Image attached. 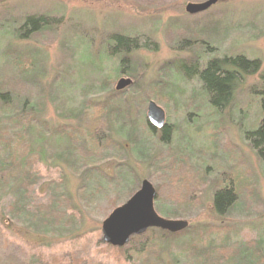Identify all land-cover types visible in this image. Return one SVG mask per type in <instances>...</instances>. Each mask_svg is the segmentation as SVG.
<instances>
[{"label":"rangeland","instance_id":"obj_1","mask_svg":"<svg viewBox=\"0 0 264 264\" xmlns=\"http://www.w3.org/2000/svg\"><path fill=\"white\" fill-rule=\"evenodd\" d=\"M205 1L208 0H0V89L24 93L23 88L28 87L35 103L40 104L41 118L50 125L77 123V111L85 98L105 102L114 97L120 79L129 75L136 79L132 80L134 86L120 91L108 106L111 136L122 145L124 161L101 164V170L117 181L121 174L117 176L116 166H123L128 179L125 186H109L98 192V207L88 208L81 199L88 170L79 174L73 171L65 151L67 142L44 132L39 142L38 130H32L29 139L33 148L43 150L40 172L50 178L41 183L37 195L44 197L52 189L51 183L59 182L63 176V191L72 200L69 215L73 224L68 229L45 227L34 218L32 207H28L29 218L12 221L5 207L16 194L13 189L0 199V252L7 240L8 252L29 261L39 252L47 257L66 254L89 240L90 257L114 264L115 251L98 244L103 237L102 224L147 180L157 192L156 213L163 219L187 221L190 226L188 235L167 244V264H174V258L185 252L205 227L226 228L228 237L216 234L213 240H225L233 247L254 246L258 256L264 258V165L245 139V134L257 130L263 118L252 90L260 89L264 82V0H221L207 12H186L188 4ZM30 17H48L57 22L23 39L19 24ZM115 34L140 37L150 47L127 56L129 62L123 64L122 55L109 58L107 43ZM8 52L27 54L35 60L32 74L14 77L12 65L6 63ZM239 55L257 61L260 70L244 78L229 109L216 114L205 104V92L193 76L194 71L183 70L182 65H197L203 70L212 59ZM106 80L109 83L104 87ZM158 90L161 103L153 97ZM149 98L164 109L166 126L172 125L170 153L158 140L161 130L156 129L158 136L149 138L143 127ZM113 110L121 112L117 120L111 114ZM181 146L194 154L189 158L179 154L185 149ZM173 154L179 156L180 163L187 161L198 167L204 164L210 169L207 184L198 190L195 206L171 201L170 189L176 190V183L163 171L170 169ZM227 174L232 183L236 182L233 185L238 202L227 215L219 216L213 207V195L217 187L229 185ZM200 177L205 180L204 175ZM195 182L197 191L199 177ZM189 207L195 210L185 214ZM179 209L185 210L176 212ZM246 260L238 259L237 264H250Z\"/></svg>","mask_w":264,"mask_h":264},{"label":"trees","instance_id":"obj_2","mask_svg":"<svg viewBox=\"0 0 264 264\" xmlns=\"http://www.w3.org/2000/svg\"><path fill=\"white\" fill-rule=\"evenodd\" d=\"M56 22L55 19L48 17H30L25 19L21 25L19 24V31L24 32L23 39H29L34 34L49 29ZM139 38L125 34L111 36L107 43L109 58L112 59L122 55V63H128L129 59L127 56L140 49L150 47L147 40ZM143 42L145 45H143ZM6 59L8 66L11 64L13 67L14 77L30 76L36 64L35 60L33 61L27 54L8 52ZM182 67L183 70L194 71L193 76L198 78L205 92L203 94L205 104L216 114L229 109L233 103L238 84L242 83L247 76H251L260 70V65L257 61H251L242 55L212 59L203 70H199L197 65H191V67L182 65ZM120 70L117 72L119 73ZM129 76L133 81L136 80L133 79V76ZM108 83L109 80H106L103 86H107ZM134 84L135 82L131 86H134ZM5 89H0L2 91L0 93V199L15 189L16 194L5 207L11 215L12 221L29 218L31 213H28V207H32L34 218L40 220V223L45 227L53 226L68 229L73 224L69 215V211L73 209L72 200L63 191V176H60L59 182L53 181L51 183L52 189L44 197L41 198L37 195V189L41 183L50 178H44L40 172L38 165L41 161L43 150L41 147L33 148V144L29 139L32 130H38L39 142H42L44 138L43 132L48 135L53 134L59 140L67 142L69 145L65 148V151L70 155L68 162H70L73 171L79 174L84 169L88 170L84 174L87 176V183L81 190V199L88 208L90 206L98 207V200L96 199L98 192L100 194L102 190H106L109 186H121L119 188L125 186L128 179L122 171L123 166H116L115 172H117V176L121 174L120 177L118 176V181L117 178L111 177L101 170V164L108 160H118L120 163L124 161V155L121 153L122 145L117 143L111 136L112 122L108 106L110 105V100L115 102V97L121 94L120 91L116 90V87L114 97L105 102H94L85 98L86 101H83L79 111H77L78 122L57 127L50 125L41 118L38 111L40 104L35 103V97L30 95H34V93L28 87L23 88L24 93L15 92L9 88ZM252 93L257 98L258 109L263 118L257 124V130L246 133L245 139L251 144V147L264 165V82L260 89H253ZM153 97L156 101L162 102L159 90L155 92ZM151 99L149 98L148 100ZM156 101L151 100L150 102L157 104ZM15 107L17 108L15 109ZM120 113L119 110H113L111 114L117 120L116 118L119 117ZM142 124L149 138L158 136L156 129L149 123L146 116L142 119ZM213 131L215 130L213 129ZM171 132H173L172 125L165 126L160 131L161 134L158 139L161 144L167 146L168 153L173 151L170 150L173 141ZM179 154L189 158V155L191 157L194 152L192 150L190 154L186 147L183 151H179ZM60 157L62 158V154ZM179 161H181L179 156L173 154L169 165L170 169L164 168L165 170L163 171L166 175H171L172 182L176 183L175 188L177 189H170L172 194L171 201L181 205L193 204L195 206L198 201V190L207 184L206 177L210 169L204 164L198 167L187 163V161L186 163H180ZM200 175H204L205 180H202ZM198 177L200 183L197 191H195V180ZM227 177L229 185L217 187L213 195V207L219 216L227 215L228 211L238 202L237 191L234 188L236 182L235 184L231 182L230 175L227 174ZM237 178L240 182V177ZM91 185L93 189L89 190ZM125 204L123 203L121 207ZM121 207H116L113 212ZM183 210L179 209L176 212L181 213ZM194 210V207H189L188 212H184L188 214ZM108 217L104 220L106 221ZM103 224L100 234H103ZM189 227L177 233H171L160 228H150L141 236H132L129 243L124 247H114L106 244L101 235L98 244H104L115 251L117 257L114 260V264H167L165 259L167 244L170 246L173 240L188 235ZM227 233L228 231L226 232V228L223 227L203 228L199 236L195 237L187 246L185 252L178 258H174L173 263L226 264L235 260L237 264L238 259H249L246 261H249L250 264H264V258L258 256L256 253L257 248L254 246L252 247L254 248L253 250L250 246L233 247L234 245L229 246L225 243V240H221L219 243L216 239L213 240L214 235L220 234L223 237H228ZM91 244V241L86 240L85 245H82L80 249H70L66 254H55L47 257L42 252H39L33 255L31 260L24 261L23 258L16 254L8 252L10 243L5 240L4 249L0 252V264H111L98 258L90 257L89 247ZM179 258H184V262L179 261Z\"/></svg>","mask_w":264,"mask_h":264},{"label":"water","instance_id":"obj_3","mask_svg":"<svg viewBox=\"0 0 264 264\" xmlns=\"http://www.w3.org/2000/svg\"><path fill=\"white\" fill-rule=\"evenodd\" d=\"M221 0H208L203 3H190L186 7L189 15H197L210 10ZM133 84L132 79L122 78L116 85L117 91H123ZM149 123L157 130L166 126V113L155 102H150L147 111ZM157 192L153 185L145 180L130 200L116 209L103 224V241L114 247H124L134 235L141 236L150 228H160L171 233L186 229L187 221H172L161 218L155 210Z\"/></svg>","mask_w":264,"mask_h":264},{"label":"flooded vegetation","instance_id":"obj_4","mask_svg":"<svg viewBox=\"0 0 264 264\" xmlns=\"http://www.w3.org/2000/svg\"><path fill=\"white\" fill-rule=\"evenodd\" d=\"M162 131V130H161Z\"/></svg>","mask_w":264,"mask_h":264}]
</instances>
